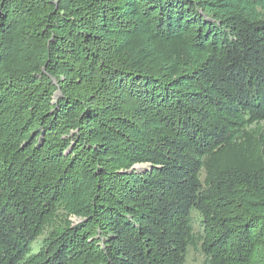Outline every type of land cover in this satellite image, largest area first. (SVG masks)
I'll return each instance as SVG.
<instances>
[{"label": "trees", "instance_id": "obj_1", "mask_svg": "<svg viewBox=\"0 0 264 264\" xmlns=\"http://www.w3.org/2000/svg\"><path fill=\"white\" fill-rule=\"evenodd\" d=\"M198 242L264 264V0H0V264Z\"/></svg>", "mask_w": 264, "mask_h": 264}, {"label": "rangeland", "instance_id": "obj_2", "mask_svg": "<svg viewBox=\"0 0 264 264\" xmlns=\"http://www.w3.org/2000/svg\"><path fill=\"white\" fill-rule=\"evenodd\" d=\"M139 168V166H137ZM201 180H204V172L201 173ZM192 225L194 234L197 239H199L203 233L202 224H201V218L198 213L192 212ZM73 222L75 219H71ZM44 236L37 239V241L33 244V250H37L39 244L41 243ZM201 242H198L195 246L188 247L186 251L185 256V262L184 264H204L205 263V257L203 253L201 252Z\"/></svg>", "mask_w": 264, "mask_h": 264}, {"label": "water", "instance_id": "obj_3", "mask_svg": "<svg viewBox=\"0 0 264 264\" xmlns=\"http://www.w3.org/2000/svg\"><path fill=\"white\" fill-rule=\"evenodd\" d=\"M137 167V166H136Z\"/></svg>", "mask_w": 264, "mask_h": 264}]
</instances>
